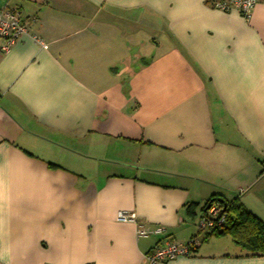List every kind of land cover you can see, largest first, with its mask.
Segmentation results:
<instances>
[{
	"label": "crops",
	"instance_id": "crops-1",
	"mask_svg": "<svg viewBox=\"0 0 264 264\" xmlns=\"http://www.w3.org/2000/svg\"><path fill=\"white\" fill-rule=\"evenodd\" d=\"M256 1L246 21L205 0H0L44 43L0 51V264H142L197 235L211 195L264 222ZM209 234L158 264H264Z\"/></svg>",
	"mask_w": 264,
	"mask_h": 264
},
{
	"label": "built area",
	"instance_id": "built-area-1",
	"mask_svg": "<svg viewBox=\"0 0 264 264\" xmlns=\"http://www.w3.org/2000/svg\"><path fill=\"white\" fill-rule=\"evenodd\" d=\"M213 9L222 12L237 11L243 19L248 21L251 17L256 0H205ZM36 21L33 15H23L18 9L4 6L0 8V51L7 52L11 46L29 37L32 41L44 46L42 40L30 32V25ZM117 220L121 222H135V215L126 211L117 212ZM226 213L217 202L210 203L198 219L196 228L198 234L210 233L222 228ZM161 229L150 228L143 223L136 222V236L146 237L160 234ZM198 234L192 236L184 243H178L167 238L158 241L155 248L145 254L142 264H158L173 260L178 256H189L200 243Z\"/></svg>",
	"mask_w": 264,
	"mask_h": 264
},
{
	"label": "trees",
	"instance_id": "trees-1",
	"mask_svg": "<svg viewBox=\"0 0 264 264\" xmlns=\"http://www.w3.org/2000/svg\"><path fill=\"white\" fill-rule=\"evenodd\" d=\"M217 202L226 213L222 228L209 235L229 236L245 255H264V222L237 199L227 200L211 195L207 203Z\"/></svg>",
	"mask_w": 264,
	"mask_h": 264
},
{
	"label": "rangeland",
	"instance_id": "rangeland-1",
	"mask_svg": "<svg viewBox=\"0 0 264 264\" xmlns=\"http://www.w3.org/2000/svg\"><path fill=\"white\" fill-rule=\"evenodd\" d=\"M140 60V59H139ZM104 161H99V164H102Z\"/></svg>",
	"mask_w": 264,
	"mask_h": 264
}]
</instances>
